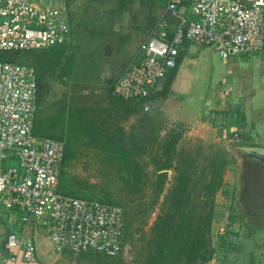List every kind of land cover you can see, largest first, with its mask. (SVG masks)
Segmentation results:
<instances>
[{"label":"built area","instance_id":"2783aa9c","mask_svg":"<svg viewBox=\"0 0 264 264\" xmlns=\"http://www.w3.org/2000/svg\"><path fill=\"white\" fill-rule=\"evenodd\" d=\"M70 4L0 0V51L70 45ZM188 45L210 48L223 60L253 57L264 50V0H170L115 81L113 96L134 103L142 114L152 112L153 96ZM38 92L33 66L0 61V220L8 225L10 249L0 264H41L36 230L53 245L56 263L81 254L118 257L127 246L126 211L59 192L66 142L35 134Z\"/></svg>","mask_w":264,"mask_h":264},{"label":"rangeland","instance_id":"374dc122","mask_svg":"<svg viewBox=\"0 0 264 264\" xmlns=\"http://www.w3.org/2000/svg\"><path fill=\"white\" fill-rule=\"evenodd\" d=\"M130 1L85 0L80 11L72 12L74 37L61 59L58 58L54 64L45 63V68L38 61L45 58L48 50L31 52L18 59V62L31 65L44 75L46 90L40 102V118L55 120L64 112L80 111L86 121L95 124L102 132L108 131L111 137L125 134L130 141L128 153L136 162H141L143 178L149 176L146 186L145 178L132 185L137 177L135 172H140L136 170L135 161L131 160L130 167L117 168L109 161V154L101 150L100 144L79 143L77 158L65 169L62 190L76 196L124 205L128 210L129 238L122 257L106 259L98 255H78L55 264H142L153 240L152 227L160 214L164 197L157 202L153 198L152 182L157 178L153 160L158 155L160 143L169 133V130L167 133L164 131L167 124L160 111L169 97L159 98L149 114L140 113L122 120L124 111L110 98V89L169 1ZM177 130L180 131L179 128ZM53 132L60 134L61 127ZM181 140L179 149L186 148L193 153L201 149V160L208 155L216 157L220 152L228 158L224 186L218 192L221 197L218 199L216 196L212 227L216 251L222 255L239 251L238 243L243 245L241 242L246 238L248 244L243 246L246 258L251 256L255 259L250 261L251 264H264V168L253 167L252 171L260 177L261 186L256 198L258 202L252 204L248 202L249 167L239 156L237 143H219L213 139L207 142L189 133ZM154 141L156 143H152ZM168 175L166 192L176 173L170 170ZM141 188H144L142 192H137ZM236 215L241 217L244 225V232L238 236L231 229Z\"/></svg>","mask_w":264,"mask_h":264},{"label":"trees","instance_id":"16d2710c","mask_svg":"<svg viewBox=\"0 0 264 264\" xmlns=\"http://www.w3.org/2000/svg\"><path fill=\"white\" fill-rule=\"evenodd\" d=\"M186 2L189 3V1ZM159 18L160 17L157 18L151 27L156 25ZM67 47L69 46H59L51 48L48 51L45 50L48 54L44 59L38 62L43 65L44 68L46 67L45 63L54 64L58 58L61 59L64 56ZM31 52L35 51H0V61L23 64L18 62V59ZM175 75L176 71L169 76L164 87L153 96V100L166 98L169 95ZM37 78L40 105L46 86L44 84V75H40L38 71ZM112 90L113 87L110 89V98L124 111L123 117L121 118L122 120L128 118L130 115L141 113L134 103L115 98L112 94ZM38 112L36 114L35 134L39 137L54 138L66 142L65 157L59 186V192L62 195L97 199L76 196L66 191L64 192V189L62 190L61 187L65 169L72 160L77 158V145L83 141L100 144L101 150L109 154V161L114 163L117 168L124 169L130 167L131 160L135 161V158L129 154L127 150L128 143L130 142L129 137L125 134L111 137L108 131L102 132L95 124L86 121V117L81 115L80 111L78 113L75 111L71 113L64 112L55 120L42 119L39 117ZM57 127H61L60 134L53 132ZM182 137L183 133L181 131L177 129L171 130L168 136L160 143L158 155L153 160L157 172V178L152 182L154 188L153 198L155 202H157L163 196L164 197L160 214L152 227L153 240L149 245V252L143 257L142 264H207L214 258L216 253V249L212 242V227L215 219L216 196L224 186L228 158L225 154L220 152L216 157L208 155L201 160L200 158L203 155L201 149L197 150L195 153L186 148L182 150L179 149ZM152 143H156V141ZM137 145L140 146L138 143ZM135 147L137 148L136 145ZM135 165L136 170L140 172H135L137 177L134 179V183L132 182V185L139 184L145 178L144 186H146L149 176L143 178L141 174L143 171L141 162L135 161ZM170 170H173L176 176L174 177L170 189L166 192V185L169 182L168 171ZM248 170V173L251 174L250 178L247 180L250 193L248 196L250 200L248 202L256 204L258 202L256 198L257 193L260 192L259 188L261 186V181L254 178L256 175L254 171H252L253 167H250ZM128 183L131 182L128 181ZM79 187H82V185ZM143 189H138L137 192L140 193ZM133 194H136V192ZM97 200L118 204L124 207L127 221V242L129 238L127 208L120 203L103 199ZM233 220L234 222L231 225V229L235 235H240L241 231L244 229L243 220L239 215H236V218ZM123 254L115 258L122 257ZM81 255H98L106 259H115L99 254Z\"/></svg>","mask_w":264,"mask_h":264},{"label":"crops","instance_id":"0c3cea01","mask_svg":"<svg viewBox=\"0 0 264 264\" xmlns=\"http://www.w3.org/2000/svg\"><path fill=\"white\" fill-rule=\"evenodd\" d=\"M83 3L85 0H71L69 17L73 31L72 12L80 11ZM138 50L139 45L126 66L134 60ZM194 61L199 63L196 69L202 73L196 72L199 76L190 94L179 96L170 89L169 95L173 94L167 96L169 100L160 109L167 124L164 131L179 128L183 137L189 133L207 142L213 139L219 143L264 146V50L250 58L232 56L223 60L212 49L188 45L181 53L176 73L181 67H192L190 64ZM182 126L188 130H183ZM219 197L221 194L217 195ZM4 220H0V258L10 253L9 229ZM245 240L241 242L243 245L238 243L239 251L225 255L216 251L207 264H251L255 259L246 258L243 246L248 244V239Z\"/></svg>","mask_w":264,"mask_h":264},{"label":"water","instance_id":"95a60500","mask_svg":"<svg viewBox=\"0 0 264 264\" xmlns=\"http://www.w3.org/2000/svg\"><path fill=\"white\" fill-rule=\"evenodd\" d=\"M143 56V53L139 54L136 58V62L139 61ZM198 64V62L194 61L192 64H190L192 67H187L184 69L181 67L174 77L170 88L171 91H174L179 95L190 94L193 84L196 78L199 76H197L196 72L202 73L196 69ZM236 150L239 153V156L243 158L246 167L264 168V146L238 145ZM247 174L250 178L251 174ZM254 178L259 179L260 177H257L256 175ZM34 240L39 262L41 264H55L56 257L51 253L53 245L48 241L47 237L42 235L39 230H36Z\"/></svg>","mask_w":264,"mask_h":264}]
</instances>
